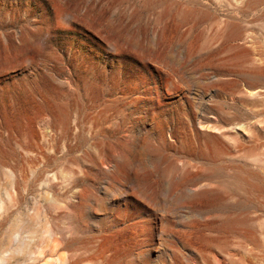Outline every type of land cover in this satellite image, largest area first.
Segmentation results:
<instances>
[{"label": "rangeland", "instance_id": "obj_1", "mask_svg": "<svg viewBox=\"0 0 264 264\" xmlns=\"http://www.w3.org/2000/svg\"><path fill=\"white\" fill-rule=\"evenodd\" d=\"M246 1L0 0V264H264Z\"/></svg>", "mask_w": 264, "mask_h": 264}, {"label": "bare ground", "instance_id": "obj_2", "mask_svg": "<svg viewBox=\"0 0 264 264\" xmlns=\"http://www.w3.org/2000/svg\"><path fill=\"white\" fill-rule=\"evenodd\" d=\"M260 1L261 0H247L246 1V3H245V5L248 7V8H250V7H252V6H254V5H256V4H258V3H260ZM4 164H6V160H5V157H4V155L2 154V153H0V168H1V166H3ZM240 186H241V184H239ZM223 187H228V185L226 184V185H223ZM198 189V188H197ZM0 228H1V224H0ZM60 230V229H59ZM58 230V231H59ZM54 232V231H53ZM62 236L63 237H65L63 234H62ZM60 238V237H59ZM65 240V239H64ZM68 241V240H67ZM59 243V242H58ZM74 245H76V242H74V241H71V242H68V243H66V248H71L72 246H74ZM70 254H71V252H69ZM75 255V254H74ZM73 255V256H74ZM72 256V257H73ZM71 257V258H72ZM68 264H70L69 263V261L67 262Z\"/></svg>", "mask_w": 264, "mask_h": 264}]
</instances>
